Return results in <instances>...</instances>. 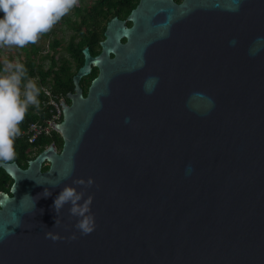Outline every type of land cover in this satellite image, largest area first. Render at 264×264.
<instances>
[{
  "label": "water",
  "instance_id": "1",
  "mask_svg": "<svg viewBox=\"0 0 264 264\" xmlns=\"http://www.w3.org/2000/svg\"><path fill=\"white\" fill-rule=\"evenodd\" d=\"M100 46L62 148L0 160V264H264V0H140ZM65 185L92 232L54 206Z\"/></svg>",
  "mask_w": 264,
  "mask_h": 264
},
{
  "label": "trees",
  "instance_id": "2",
  "mask_svg": "<svg viewBox=\"0 0 264 264\" xmlns=\"http://www.w3.org/2000/svg\"><path fill=\"white\" fill-rule=\"evenodd\" d=\"M135 5L136 2L134 0H95L94 4L89 6H76L73 11L75 15L74 19L73 16L67 15L69 11L64 14L57 22L67 24L75 31L67 46L72 60L63 58L60 63L58 62L56 56L57 48L62 44L59 39H54L50 43L54 53L41 56L42 61H39V54L42 52V47L36 42L28 43L30 48H26V55L20 62L25 64L28 71V75L24 78V83L28 79H36L37 84L41 88L38 96L39 106L34 104L29 105L24 119L19 125L21 131L14 138L16 155L13 160L7 162L17 161L20 166L26 168L29 160L35 158L50 144H54L58 150L62 148L63 138L58 132L44 134L35 142H31L29 136L23 135V132L28 129L31 122L49 116L48 109L51 105L49 107L44 105V102L48 98L42 90V87H49L55 96H64L70 102L66 96L70 91H74L75 85L73 77L78 68L84 63L83 49L88 46L92 54L99 53L100 42L104 38L107 21L114 15L126 18ZM114 7L115 11H113ZM45 59L50 60L49 66L46 68L43 63ZM4 66L5 63L0 64V69H4ZM97 74L98 69L94 68L89 76L83 78L82 84L85 90ZM24 83L21 85L24 86ZM48 168V164L43 166V170H47ZM13 182V178L3 167H0V191L11 194L10 190Z\"/></svg>",
  "mask_w": 264,
  "mask_h": 264
},
{
  "label": "clouds",
  "instance_id": "3",
  "mask_svg": "<svg viewBox=\"0 0 264 264\" xmlns=\"http://www.w3.org/2000/svg\"><path fill=\"white\" fill-rule=\"evenodd\" d=\"M74 3L75 0H0V43L24 46L36 42L40 34L50 30ZM4 71L6 74L0 75V160L11 161L16 155L14 138L21 131L20 122L30 104L39 106L41 88L35 79H28L24 83L28 71L22 62L5 61ZM22 83L23 96L20 87ZM92 182V178H89L88 183ZM91 199L88 197L79 203L82 194L75 187L65 185L55 197L54 206L60 208L71 201L72 214L80 217L77 227L87 234L95 228L90 210ZM2 238L3 233H0Z\"/></svg>",
  "mask_w": 264,
  "mask_h": 264
},
{
  "label": "rangeland",
  "instance_id": "4",
  "mask_svg": "<svg viewBox=\"0 0 264 264\" xmlns=\"http://www.w3.org/2000/svg\"><path fill=\"white\" fill-rule=\"evenodd\" d=\"M94 1L95 0H75L73 7L69 10L67 15L73 16L74 19L75 15L73 11L76 6H89L92 5ZM0 15H2V13H0ZM74 33L75 31L67 24H62L59 22L55 23L50 30L46 31L45 33H41L39 39L36 41V43L42 47V52L41 54H39L40 57L39 61H42L41 56H44L46 54L51 55L54 53V50L50 45V43L53 42L54 39H59L62 42V44L57 48L56 56L58 62L60 63V61L63 58L72 60L70 53L67 50V46L71 36ZM26 48H30L29 44H26L24 46H19L16 44L0 43V64L5 63V61H9V60L13 62H20V60L23 59V57L26 55ZM43 63H44V67L46 68L49 66L50 60L45 59ZM4 69H0V75L6 74ZM10 70L11 69H9V71ZM20 87H21V96H23L24 86L21 85Z\"/></svg>",
  "mask_w": 264,
  "mask_h": 264
},
{
  "label": "built area",
  "instance_id": "5",
  "mask_svg": "<svg viewBox=\"0 0 264 264\" xmlns=\"http://www.w3.org/2000/svg\"><path fill=\"white\" fill-rule=\"evenodd\" d=\"M42 90L44 91L47 101L44 102L45 106L51 105L48 109V117L39 119L37 121L31 122L28 126V129L23 132V135L29 136L31 142H35L40 136L44 134H52L54 132L60 133L52 122H60L63 117L62 102L60 100H66L64 96H55L52 90L43 86Z\"/></svg>",
  "mask_w": 264,
  "mask_h": 264
},
{
  "label": "flooded vegetation",
  "instance_id": "6",
  "mask_svg": "<svg viewBox=\"0 0 264 264\" xmlns=\"http://www.w3.org/2000/svg\"><path fill=\"white\" fill-rule=\"evenodd\" d=\"M139 1H140V0H134V2H136V5H135L132 9H134V8L138 5ZM183 1H184V0H174V2L177 3V4H181ZM94 2H95V1H94ZM92 4H94V3H92ZM132 9H131V11H132ZM113 11H115V7L113 8ZM131 11H130V12H131ZM130 12H129V13H130ZM128 15H129V14H128ZM128 15L126 16V18H124V17H122V16H118V15H117V16H118L119 18H121V19H127ZM115 16H116V15L112 16L110 19H112V18L115 17ZM110 19H109V20H110ZM109 20L107 21V23L109 22ZM107 23H106V26H107ZM131 24H132L131 21L127 20V25H128V26H131ZM104 32H105V31H104ZM103 39H104V38H103ZM103 39H102V40H103ZM102 40H101V41H102ZM123 41L125 42L126 40L123 39ZM100 51H101V46H100ZM97 54H98V53H97ZM95 55H96V54H95ZM82 81H83V80H82ZM81 85H82V87H83L84 95H86V94H87V91H88V87L86 86L87 89L85 90V89H84V86H83V84H82V82H81ZM85 91H86V92H85ZM69 101H70V100H69Z\"/></svg>",
  "mask_w": 264,
  "mask_h": 264
}]
</instances>
